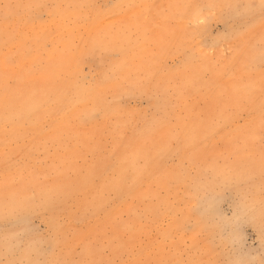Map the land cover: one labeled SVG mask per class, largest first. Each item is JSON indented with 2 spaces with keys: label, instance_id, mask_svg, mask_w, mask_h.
Returning <instances> with one entry per match:
<instances>
[{
  "label": "rangeland",
  "instance_id": "rangeland-1",
  "mask_svg": "<svg viewBox=\"0 0 264 264\" xmlns=\"http://www.w3.org/2000/svg\"><path fill=\"white\" fill-rule=\"evenodd\" d=\"M5 2L9 0H0V3ZM57 2V5L54 0L42 2L41 4L48 7L32 21L35 24L38 21L44 22L45 25L52 23L49 13L53 9L72 12L75 6L81 8V17L76 20L67 19L66 26L62 30L56 28L55 24L52 25L49 33L44 32L40 35L41 39H53L52 44L55 45L57 41L55 39L61 36L60 31H65L64 38L72 41L71 53L78 57V50H81L83 55L78 83L82 79L85 86L87 83L97 82L103 91L99 104L102 102L110 104L117 99L120 102L117 117L120 119L121 126L118 130L112 127L101 138V132L108 128L107 122L103 116L95 121L84 120L83 117L86 114H93L99 110L95 108L98 103L87 105L89 110L84 109L80 113L79 124L84 125L85 128L95 127L96 131L82 134L84 138L81 140H77L74 134L67 136L66 147L59 152L55 161L49 159L46 166L45 180L49 183L67 184L72 187L74 194L58 203L47 215L38 213L27 221L0 220V254H2L0 261L18 259L19 256L15 255L17 245L25 248H27L26 245L39 246L40 250L47 251L44 241L55 240L54 225L57 223L67 221L84 234L92 232L91 224L84 217L95 195L100 199L111 197L117 204L126 202L124 204L128 205V208L126 210L123 207V219L132 229L143 228L144 233H136L138 237L136 241H143L144 252L164 242V238L158 232L160 229L167 228L170 217L164 213L162 201L168 203L176 212L175 219L180 220L183 215L181 212L188 213L189 210L191 214L188 217L189 221L182 222L179 229L175 230L176 236L174 234L173 236L174 240L179 241L183 235L184 239L181 243L183 247L185 241L191 244L193 236L191 232L194 225H201L203 218H210L207 213L214 201L219 200L221 207L227 211L230 205L239 199L237 193L223 189L222 185H219L216 193L211 196L214 198L211 199V203L206 202V198L203 199V196H208L209 193L202 195V190L197 188V183L204 175L211 179L216 173L215 166L223 171L220 175L231 174L239 181V189L245 197L262 198L264 180L261 179L259 171L240 165L239 158L234 155L232 146L223 131L216 135H208V139L204 140L207 143L201 142L198 148L195 147L193 140L184 142L185 125L180 124V121L185 119V113L181 111L179 105V96H181V101L186 100L191 104L192 119L196 124L207 111H213L212 108L215 102L220 101L219 99L226 106L232 98L236 97V95L224 96L231 91L229 88L232 80L235 79L239 80L237 83L248 86L249 90L246 92L254 94L258 100L259 81L264 76V66L257 63L252 69L244 71L241 69L238 53L247 41L261 31L262 22L258 14L254 17H234L227 10H217L214 16L207 18L201 25L191 16H181L180 10L169 6L206 3L208 0H57ZM215 2L244 5L259 3V0H215ZM129 4L143 7L135 9L113 7ZM91 5L95 7H90ZM122 16H126V19H117ZM94 17L106 27L97 33L99 46L96 48L98 50L93 48L89 53L84 54L83 51L87 50V45L80 46L81 34L83 28H89ZM50 43L47 44L48 49L52 47ZM3 44V39L0 37V49ZM136 44H144L142 57L147 62L140 63L136 57L134 59L129 57V55L134 56ZM119 45L123 46L119 47ZM29 46L24 49H30V53H33L34 46L30 48ZM121 48L124 49V53ZM15 56L13 55V58ZM129 60L135 65L128 75L130 82L123 80L125 75L117 74L127 66ZM138 65L146 68V71L138 72ZM191 65L194 67L201 65L204 71H201L199 75L191 72L186 80L178 77L177 74L172 78H164L173 68L175 70L178 68L180 71L185 69V66L190 67ZM111 84H115V88L110 87ZM158 89L160 92L156 94ZM235 91H238L237 88ZM112 93L116 95L113 100ZM237 96L246 95L238 94ZM156 100L158 101L157 108L151 106ZM86 102V99H75L72 102L73 111L71 106L60 105L58 107L57 104L51 102L45 106L47 111L40 119H13V123L8 127V135L20 137L21 144L25 143L23 137H27L28 142L35 144L38 149L32 154L33 157L39 158L44 154L42 146L44 140L39 141L38 139L51 132V121L67 114H73L76 108L80 112ZM125 110L128 111L127 114L122 113ZM0 127H2L0 138H3L2 121ZM162 129L165 132L160 138L156 132ZM167 131H169L168 134H165ZM138 133L142 144L149 145L151 141L159 139L157 145L162 154V164L159 168L162 171L154 173L156 180L152 183V190L149 194L151 199L141 200L137 196L127 195L119 202L109 185L100 188V182L109 177L110 171L118 164L117 155L128 148V143H130L129 148H133L130 140ZM32 162L35 163V159ZM149 166L145 165L142 168L148 175H153L152 169L148 170ZM194 169L199 172L197 173ZM166 170H168L169 179L164 181L165 176L163 175ZM3 179L4 173L0 170V180ZM210 187L209 184L206 188L209 190ZM201 199L202 202H200ZM202 208H205V217L202 214L199 215ZM129 213L134 214L130 221ZM208 220L206 219L205 229L196 234L195 239L198 240L200 247L214 249L210 256L204 257L205 260L211 258L223 264L229 258V253L220 245L218 238H215V243H213L214 238ZM249 234L252 235L250 229ZM1 244L9 245V250L4 252ZM249 244L252 245L251 240ZM61 246L55 242L53 251L58 253ZM252 247L258 249L259 242L257 241ZM42 258H49V256ZM142 258L141 256L136 257L140 260ZM189 258L187 254L184 256L186 260Z\"/></svg>",
  "mask_w": 264,
  "mask_h": 264
},
{
  "label": "snow or ice",
  "instance_id": "snow-or-ice-1",
  "mask_svg": "<svg viewBox=\"0 0 264 264\" xmlns=\"http://www.w3.org/2000/svg\"><path fill=\"white\" fill-rule=\"evenodd\" d=\"M46 7L35 0H9L0 3V20L7 23L14 19L24 23L38 16ZM113 7L135 9L143 6L129 4ZM169 7L180 10L181 16H191L201 25L207 18L214 16L217 10H227L234 17H254L258 14L262 22L261 31L247 41L238 53L242 70L248 71L257 63L264 66V0L244 5L208 0L206 3H185ZM17 35L16 32L5 30L0 37L8 46L16 40ZM92 44L93 48L98 47L99 38H94ZM9 61V57L4 60V75L8 74ZM259 92L258 100L251 93L232 98L219 111L218 117L213 119L204 134L216 135L223 131L240 165L258 170L264 180V76L259 81ZM97 107L99 110L96 113L86 114L83 119L95 121L103 116L108 125L101 132L103 138L112 127L117 130L120 128V119L112 111L114 106L103 108L98 103ZM11 123L12 118L5 117L2 121L4 135L0 138V170L4 173V179L0 180V220L27 221L38 213L47 215L58 203L74 194L72 187L67 184L45 181L48 160L55 161L59 152L66 147L68 131L56 128L48 134L42 145L44 154L36 158L32 154L38 149L35 144L28 142L27 137H23L25 143L21 144L20 137L8 135ZM121 184L122 179L113 185L114 190L121 192ZM124 203L117 204L111 197L99 200L93 198L84 217L91 224L92 232L84 234L67 221L57 223L54 225L55 242L62 245L58 253L46 250L34 253L31 247L17 245L15 255L20 258L0 261V264H220L211 258L204 259L214 249L200 247L195 238L191 244L185 242L182 249L175 251V260L136 259L143 252V241L137 242L127 236L131 229L123 219ZM207 214L210 217L208 225L212 230L213 243L218 238L220 245L229 253V258L223 264H264V195L259 201L251 197L240 198L227 211L217 200ZM133 215L129 213V221ZM249 240L252 245L258 241L259 248H253ZM186 254L190 257L187 260L184 259ZM45 256L50 258H42Z\"/></svg>",
  "mask_w": 264,
  "mask_h": 264
},
{
  "label": "bare ground",
  "instance_id": "bare-ground-1",
  "mask_svg": "<svg viewBox=\"0 0 264 264\" xmlns=\"http://www.w3.org/2000/svg\"><path fill=\"white\" fill-rule=\"evenodd\" d=\"M44 1L46 0H38L37 2L42 3ZM54 1L57 5V0ZM81 13V8L77 6H75V10H73L72 12L53 9L52 12L49 13V16L52 17V23L50 22L46 25L44 22L40 21L35 24V22L32 21L33 18L25 21L24 23H19L14 19L10 20L7 23H5L3 20H0V34H2L5 30L18 33L17 38L14 42L10 43L8 46L3 44L0 49V122L3 121L5 117H11L12 120H29L31 118L40 119L45 116V113L47 111V107L45 106H47L51 102L57 104L58 107L60 105H62L63 107L71 106V109L73 111L72 102L75 99H86L87 102L81 108L80 112H78V108H76L73 114H67L64 117L53 119L51 121V132L56 128H64L67 129L68 136L74 134L77 140H81L82 138H84L82 137V134H88L96 131L95 127L85 128L84 125L79 124L80 113L84 109L86 111L89 110L87 107L89 103H100V95L101 93L103 94V91L99 87V84L97 82H93L92 84L87 83V86H85V82L82 79L81 82L78 83V78L80 77L81 72V57L83 56L81 50H78V57L74 56L71 53L72 41L71 39L64 38L65 31H60L61 36L55 39L57 40L55 45L52 44L54 41L53 39L42 40L40 37V35L44 32L49 33L51 26L54 24L56 28L62 30L66 26L65 21L67 19L72 18L76 20L81 17ZM117 19H126V16L117 17ZM105 27L106 25L103 26V24L99 23L98 19L94 17L93 21L89 24V28H83V33L81 34L82 41L80 43V46L85 47V45H87V50L83 51L84 54L89 53L93 49L92 42L94 38H99L97 37V33H99ZM48 43H50L52 46L50 49L47 48ZM29 45L34 46L33 53H30V49H24V47ZM143 45L144 44H136V48L134 49V56L129 55V57L133 59L134 57H136V59L140 63L147 62L142 57ZM122 46L123 45H119V47ZM94 50L98 49L94 48ZM121 51L124 53L123 48H121ZM13 55L15 56V58H13ZM6 57H9L10 61L8 74L4 75L3 66ZM134 67V62L129 60L127 62V66L121 71H118L117 74L120 76L125 75V79L123 80H128L130 82V80L128 79V75L131 73ZM153 68L156 69L155 66H153ZM137 69L138 72L140 70L142 72L146 71V68H143L140 65L137 66ZM201 71H204L202 70L201 65L195 67L193 65H191L190 67L185 66V69L180 71H178V68L176 70L175 68H173L170 74L168 73L164 76V78H172L177 74L178 77H182L183 80H186L191 72L199 75ZM158 79L160 80L161 76ZM237 82H239V80H232L231 87L229 88V90L231 91H228V93L224 95L225 97L234 95L237 96L238 94H248L246 92L249 90L248 86L239 84ZM110 87L115 88V84H111ZM236 88L238 91H235ZM159 92L160 89L156 91V94H158ZM213 92L215 93V91ZM115 96V93H112V100L115 98ZM179 98L180 109L185 113V119L180 121V124L185 125L183 136L184 142L187 143L193 140V142L195 143V147L198 148L201 142L207 143L206 141H204L208 139V135L206 136L204 134L205 129L208 128L214 118L218 117L219 111L223 107H225V105L223 101L219 99L220 101H218L217 103L215 102L214 107L212 108L213 111H207L204 117L200 118L198 122L194 124V121L192 119L193 111L191 104L186 100L181 101V96H179ZM111 106H114L112 107V111L114 115L117 116L118 108L120 106V102L117 99H114L110 104H105L104 102L99 104V107L103 108H109ZM151 106L157 108L158 101H153ZM95 108L98 107L96 106ZM122 113L127 114L128 111L125 110ZM72 121H74V123H72ZM1 128L2 127H0V131ZM16 130L17 129H15V131ZM51 132H48L38 140H44L46 136ZM164 132L165 131L162 129L157 130L156 133H158L160 138H162ZM168 132L169 131H167L165 134H168ZM157 140L154 142L151 141L149 145H147L140 142L139 133L134 138L132 137L130 142L133 143V148H129L130 143H128V148L124 149L117 155V159L119 160L118 164L114 166V168L110 171L108 178L101 180L100 188L108 187L109 185V188H111V191L114 192L115 198L119 202H121L123 200V197L127 195L137 196L141 200H146L147 198H149V194L152 190V183L156 180L154 173L162 171L161 168H159L160 164H162V154L158 149ZM198 140L200 142H198ZM145 165H150V168H148V170L152 169L153 175H148L144 171L145 169H143L142 167H144ZM194 170L197 171L196 169ZM214 170L216 173L211 177V179L204 175L199 178L201 182L197 180V188H200L202 190L201 194L203 195L207 192L209 193L208 196H203V199L206 198V202L211 203V199H214L211 196L216 193V189L219 187V185H222L223 189L228 190L231 193H237L239 199L245 197V194L239 189V181L233 175L226 173L220 175L223 171H220L218 166H215ZM167 171L168 170H166L163 175L165 176L164 181H167V179H169ZM198 172L199 171H197V173ZM239 174H241V172H239ZM121 179V187L123 190L121 192H117L114 190L113 185ZM209 184L211 185V187L208 190V188L206 187ZM93 198H96L97 200L100 199L97 195H95ZM252 198L256 201L260 200L259 198ZM200 202H202V199ZM161 204L164 207V213H166L170 217L167 228L160 229L158 232L160 236L164 238V242L162 244H156V247H151L147 252L143 251L140 255L141 257H143L142 260L148 259L157 261H172L177 258L174 255L175 251L178 248H183L181 243L183 242L184 237L183 235H181L182 237L181 239H179V241L174 240V236H176L175 230L179 229L182 222L187 223L189 221L188 217H190L191 215L190 211L188 210V213L182 211L181 213L183 215L179 220L177 218H174L176 212L168 203L162 201ZM124 208L127 210L128 205L124 204ZM204 210L205 208H202L200 214H196H202L204 216ZM206 219L209 218H203L201 220V225H194L191 232L193 235L192 241L195 238L196 234L205 229ZM11 222L15 221L13 220ZM130 229L131 231L128 233V235L131 236L134 240H137L138 238L136 235L137 232L144 233V231L142 230L143 228L141 229V227L136 229H132L130 227ZM44 242L46 244L47 251L52 252L55 245V240L50 239L48 241L47 239ZM1 246H3L2 250L4 252H7L10 248L9 245L1 244ZM16 247L17 246H15V248ZM26 247L28 248L30 246L26 245ZM31 249L34 253L40 251L39 246H32Z\"/></svg>",
  "mask_w": 264,
  "mask_h": 264
}]
</instances>
